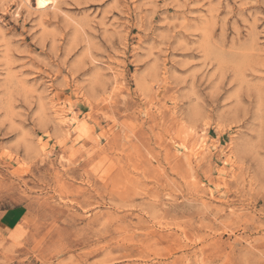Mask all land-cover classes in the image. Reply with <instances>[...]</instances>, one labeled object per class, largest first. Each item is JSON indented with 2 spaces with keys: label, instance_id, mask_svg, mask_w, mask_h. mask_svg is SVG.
I'll return each mask as SVG.
<instances>
[{
  "label": "rangeland",
  "instance_id": "374dc122",
  "mask_svg": "<svg viewBox=\"0 0 264 264\" xmlns=\"http://www.w3.org/2000/svg\"><path fill=\"white\" fill-rule=\"evenodd\" d=\"M47 1L0 0V264H264V0Z\"/></svg>",
  "mask_w": 264,
  "mask_h": 264
},
{
  "label": "crops",
  "instance_id": "0c3cea01",
  "mask_svg": "<svg viewBox=\"0 0 264 264\" xmlns=\"http://www.w3.org/2000/svg\"><path fill=\"white\" fill-rule=\"evenodd\" d=\"M23 216L24 213L18 210L5 213L1 216V225L7 229H13L19 224Z\"/></svg>",
  "mask_w": 264,
  "mask_h": 264
},
{
  "label": "bare ground",
  "instance_id": "6f19581e",
  "mask_svg": "<svg viewBox=\"0 0 264 264\" xmlns=\"http://www.w3.org/2000/svg\"><path fill=\"white\" fill-rule=\"evenodd\" d=\"M50 1V0H49ZM54 2V1H53ZM49 3L47 0H37L38 7H44L46 4ZM51 3V2H50ZM61 117V116H60ZM71 118V117H70ZM68 120V119H67ZM209 152V151H208Z\"/></svg>",
  "mask_w": 264,
  "mask_h": 264
}]
</instances>
